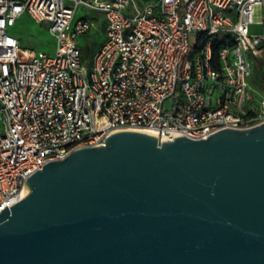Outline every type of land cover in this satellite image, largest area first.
<instances>
[{
    "label": "built area",
    "instance_id": "1",
    "mask_svg": "<svg viewBox=\"0 0 264 264\" xmlns=\"http://www.w3.org/2000/svg\"><path fill=\"white\" fill-rule=\"evenodd\" d=\"M257 5L264 23V0H0V212L48 162L116 131L205 139L264 123L249 56L264 50L250 33ZM81 6L105 18L90 59L79 37L95 21ZM25 14L47 26L53 53L22 46L12 28Z\"/></svg>",
    "mask_w": 264,
    "mask_h": 264
},
{
    "label": "water",
    "instance_id": "2",
    "mask_svg": "<svg viewBox=\"0 0 264 264\" xmlns=\"http://www.w3.org/2000/svg\"><path fill=\"white\" fill-rule=\"evenodd\" d=\"M26 187L0 212V264H264V123L116 131Z\"/></svg>",
    "mask_w": 264,
    "mask_h": 264
},
{
    "label": "rangeland",
    "instance_id": "3",
    "mask_svg": "<svg viewBox=\"0 0 264 264\" xmlns=\"http://www.w3.org/2000/svg\"><path fill=\"white\" fill-rule=\"evenodd\" d=\"M147 1L148 0H139V3L142 5ZM84 15L95 17L98 22V28L94 29V31L84 37L83 44L86 48L85 52H87V50H94L102 44L104 37H106V33L103 32L105 19L102 12H97L93 9L81 6L77 13V17ZM254 20L255 22L250 25V33L263 34L264 23L262 22L263 15L262 7L260 5L255 7ZM12 32L17 33V35L21 37L22 44L26 48L44 50L49 53L54 52V39L48 33L47 26L45 24L37 23L27 15L19 21L18 25L13 28ZM249 56L253 65L252 87L257 94L264 95V50L261 51L260 55L250 54Z\"/></svg>",
    "mask_w": 264,
    "mask_h": 264
},
{
    "label": "crops",
    "instance_id": "4",
    "mask_svg": "<svg viewBox=\"0 0 264 264\" xmlns=\"http://www.w3.org/2000/svg\"><path fill=\"white\" fill-rule=\"evenodd\" d=\"M25 15H27L28 17H30L28 14H25ZM25 15H23V16H21L20 18H19V20H18V22H17V24H16V26L18 25V23H19V21L20 20H22L23 19V17L25 16ZM31 18V17H30ZM94 18V21H95V25L93 26V28L88 32V33H86V34H84L83 36H81V37H79V44H80V46H81V48H82V51H83V57L85 58V59H89V58H91L92 57V55H93V53L95 52V50H97L99 47H100V45L98 46V47H96L94 50H87V52H85V50H86V48H85V46H84V44H83V40H84V37L87 35V34H89V33H91L92 31H94V29H96V28H98V22H97V20L95 19V17H93ZM105 19V18H104ZM40 24V23H39ZM16 26H14L13 28H15ZM13 28H12V30H13ZM48 30V29H47ZM103 32H105V24H104V26H103ZM14 33V32H13ZM16 36H18L19 38H20V40H21V37L19 36V35H17V33H14ZM104 40H105V37H104ZM103 40V41H104ZM103 43V42H102ZM21 44H22V40H21ZM22 46H24L23 44H22ZM25 47V46H24ZM88 53V54H87ZM90 56V57H89Z\"/></svg>",
    "mask_w": 264,
    "mask_h": 264
},
{
    "label": "trees",
    "instance_id": "5",
    "mask_svg": "<svg viewBox=\"0 0 264 264\" xmlns=\"http://www.w3.org/2000/svg\"><path fill=\"white\" fill-rule=\"evenodd\" d=\"M223 39V40H222ZM222 39L217 38L214 42L213 46V58H214V67L218 68V53H219V47H220V41H224V37ZM88 54V53H87Z\"/></svg>",
    "mask_w": 264,
    "mask_h": 264
},
{
    "label": "bare ground",
    "instance_id": "6",
    "mask_svg": "<svg viewBox=\"0 0 264 264\" xmlns=\"http://www.w3.org/2000/svg\"><path fill=\"white\" fill-rule=\"evenodd\" d=\"M143 131L154 134V133H153L152 131H150V130H146V129H144ZM28 192H29V189L26 187V188L24 189V191H23V196H26V195L28 194Z\"/></svg>",
    "mask_w": 264,
    "mask_h": 264
}]
</instances>
